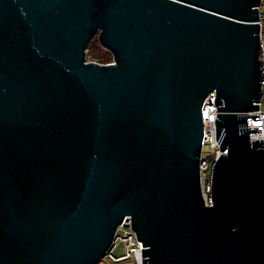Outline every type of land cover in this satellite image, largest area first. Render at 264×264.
<instances>
[{
    "label": "water",
    "instance_id": "obj_1",
    "mask_svg": "<svg viewBox=\"0 0 264 264\" xmlns=\"http://www.w3.org/2000/svg\"><path fill=\"white\" fill-rule=\"evenodd\" d=\"M259 3L0 0V264H97L129 220L143 264H264Z\"/></svg>",
    "mask_w": 264,
    "mask_h": 264
},
{
    "label": "built area",
    "instance_id": "obj_2",
    "mask_svg": "<svg viewBox=\"0 0 264 264\" xmlns=\"http://www.w3.org/2000/svg\"><path fill=\"white\" fill-rule=\"evenodd\" d=\"M258 23H259V61L261 68V96L257 101L259 109L248 112V114L260 113V117H248V126H259L261 130L250 133L252 139L264 138V0H260L258 5ZM217 98L216 92H211L205 99L203 106L204 118V137L201 155V184L206 202H212V176L214 164L222 153H228L227 149H221V145L217 139V123L218 105L215 103ZM208 148L205 151V148ZM143 241L138 239L136 231L131 225L120 224L115 233L112 245L103 257H106L112 263L105 264H143ZM122 248L121 253L116 251ZM102 257V258H103Z\"/></svg>",
    "mask_w": 264,
    "mask_h": 264
},
{
    "label": "trees",
    "instance_id": "obj_3",
    "mask_svg": "<svg viewBox=\"0 0 264 264\" xmlns=\"http://www.w3.org/2000/svg\"><path fill=\"white\" fill-rule=\"evenodd\" d=\"M100 46L98 38H94L88 45V52H87V58L88 59H96L97 61L107 63L112 60L113 53L110 50H107L104 56L97 57L95 55V49H97Z\"/></svg>",
    "mask_w": 264,
    "mask_h": 264
},
{
    "label": "rangeland",
    "instance_id": "obj_4",
    "mask_svg": "<svg viewBox=\"0 0 264 264\" xmlns=\"http://www.w3.org/2000/svg\"><path fill=\"white\" fill-rule=\"evenodd\" d=\"M95 38H98V40H99L98 35ZM99 44H100V46L97 49H95V55L97 57L104 56L105 53H107L106 51L108 50L107 48H105V47L102 46V44L100 43V41H99ZM88 60H92V59H88ZM112 60H113V58H112ZM93 61H97V60L96 59H93ZM111 61H109V62H111ZM98 62H100V61H98ZM109 62H107V63H109ZM101 63H104V62H101ZM207 149L208 148L206 147L205 148V151H207ZM122 251H123V249L122 248H119L116 251V253L118 254V253H121ZM105 263H112V262L110 260H108L106 257H103V258L100 259V261L97 264H105Z\"/></svg>",
    "mask_w": 264,
    "mask_h": 264
}]
</instances>
